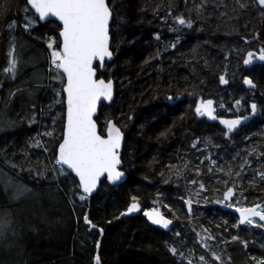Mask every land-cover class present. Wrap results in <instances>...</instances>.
<instances>
[{"label":"trees","instance_id":"1","mask_svg":"<svg viewBox=\"0 0 264 264\" xmlns=\"http://www.w3.org/2000/svg\"><path fill=\"white\" fill-rule=\"evenodd\" d=\"M110 1L115 58L103 70L97 69L100 77L115 80L116 96L113 104L101 106L100 113L119 108L113 118L125 132L126 149L133 145L128 132L136 125L141 135V168L132 180L125 152L127 180L117 186L102 181L95 195L72 206L67 201L81 194L76 177L65 172L56 178L52 168L62 140L65 104L62 84L46 68L47 43L54 38L59 44V38L51 34V24L38 21L25 32V16L33 14L24 11L26 0H0V7L9 8L7 15L0 16V111L18 123L0 135V159L13 165L20 184L35 193L60 188L64 194H56L61 203L42 199L28 207L36 206L53 225L63 219L64 226L59 222L46 227L32 219L31 230L35 228L42 237L39 245H24L19 238L21 249L5 253L0 247V264H96L97 256L100 264H257L264 260V227L258 226L264 222L239 225L234 212L236 207L264 205V64L243 63L247 52L264 47V8L257 0H129L127 28L121 38L118 32L125 17L115 0ZM177 15L191 19L192 26L177 24ZM13 21L15 29L10 30ZM131 26L133 33L143 37V45H122ZM10 47L19 62L15 79L3 71ZM221 75L227 84L220 83ZM244 77H250L254 87L247 88ZM208 98L222 116L250 115L252 103L258 110L247 124L226 136L227 130L218 123L195 114L197 102ZM236 100L241 101L239 107ZM49 132L52 135H45ZM229 187L239 198L217 203ZM133 197L139 210L121 215ZM159 206L173 220L166 229L153 226L143 214ZM85 216L94 231L92 246L81 252L75 239L80 236L78 229L86 228ZM34 231L26 232L29 236ZM198 237L206 239L209 250ZM173 247L176 254L170 251ZM213 253L221 259L217 261Z\"/></svg>","mask_w":264,"mask_h":264},{"label":"snow or ice","instance_id":"2","mask_svg":"<svg viewBox=\"0 0 264 264\" xmlns=\"http://www.w3.org/2000/svg\"><path fill=\"white\" fill-rule=\"evenodd\" d=\"M258 2L264 6V0H258ZM26 5L30 6L34 13L31 16H25L23 25L25 30L34 27L37 21H46L49 17L56 18L62 25L58 33L61 38L58 46L54 38L47 43L48 49L51 50L49 71L54 73L52 79L62 84L67 104L66 122L62 141L57 150L56 163L67 165L78 177V189H81L85 194L80 196V199L83 200L97 188L101 177H106L108 181L115 183L124 175L120 171L122 165L120 149L124 133L111 119L106 121L105 128L98 130L97 122L93 118L97 112L98 103L102 99L111 100L113 97V81L98 79L97 68L94 67V61L100 62L102 66L106 58L110 60L113 56L110 49L112 10L108 0H26ZM202 7L203 5H200L196 8L198 16ZM8 11L9 8L0 7V16L7 15ZM24 11L27 13L29 8L26 7ZM174 19L179 25L191 27L193 24L191 19H186L183 15H177ZM8 28L14 30L15 21L10 22ZM157 39H159L158 34ZM172 47H175V44ZM14 53V47H10L8 65L3 70L5 74H11L12 79L16 77L19 63ZM156 55H159V52ZM254 59L264 61V47L259 49L258 54L253 51L247 52L243 63L249 65L253 63ZM147 62L146 60L145 63ZM219 80L221 84L228 83L224 75H221ZM243 82L254 87L252 79L248 77H244ZM56 94L59 96L60 91H56ZM168 99H172V97H168ZM235 104L239 107L241 101L236 100ZM213 105V100L202 99L196 104L195 114L215 119ZM250 109L251 113L255 114L258 110L257 104L252 103ZM245 119L246 117L243 116L221 119L220 123L227 129L225 135L236 130ZM45 135H52V133H45ZM175 174L179 176V170ZM236 175L239 176V173ZM261 176L264 179V174ZM200 187L203 188V185L201 184ZM233 195L234 189L229 187L223 193L224 199L217 203H224L230 200ZM135 200L136 198L133 197L134 202L128 206L127 213H132L139 208V204ZM186 203L190 205L191 201H186ZM228 207H233V205L229 204ZM236 211L239 213V225H253L255 218L264 222V205L259 203L238 207ZM124 214L126 213H121V215ZM145 215L153 224L162 225L164 228H168L171 223L155 208L145 212ZM85 221L90 223L87 216H85ZM258 226L264 227V223H260ZM209 239L213 238L209 237ZM232 239L237 240L238 237L233 236ZM170 251L176 254L177 249L173 247L170 248ZM212 255L217 261L221 259L215 253ZM95 259L96 264H100L99 257L97 256ZM204 259L203 256L200 257L202 262ZM257 264H264V260L258 261Z\"/></svg>","mask_w":264,"mask_h":264},{"label":"rangeland","instance_id":"3","mask_svg":"<svg viewBox=\"0 0 264 264\" xmlns=\"http://www.w3.org/2000/svg\"><path fill=\"white\" fill-rule=\"evenodd\" d=\"M244 1L249 2L250 0H244ZM111 2L112 1H110V7H111ZM115 2H116V6L118 7L120 13H122V15H121L122 18H123V16L125 17L124 26H122L118 32L119 36L122 38V36L124 35V32H125V28H127L126 15L129 13V9L131 8V4H130L129 0H115ZM257 2H258V0H257ZM40 24H51L50 25L51 34H55L59 38L58 32H59V29L61 26L56 21L52 20V21H49L47 23H40ZM23 25H22V27L24 28ZM128 28H129L128 32H129L130 36H128L126 39H123L122 45L136 46V47H137V45L138 46L143 45L144 44L143 43L144 42L143 37L141 35L138 36L135 33H133L135 27L133 28L131 26ZM24 30H25V28H24ZM28 31H30V29L25 30V32H28ZM59 43H60V38H59ZM57 46H58V44H57ZM50 51L51 50L48 49V47H47V54L48 55H47V64H46L47 67L46 68H47L49 75H52L53 72L49 71ZM97 68H99V66H97ZM97 70H98V76L100 77L101 76L100 70L99 69H97ZM50 79H51V76H50ZM63 97H64V94H63ZM105 106H109V105H105ZM100 112H101V110H100ZM100 112H99V115L97 117V121H98L99 128L103 129L106 127V121L108 119H114L113 118L114 114L117 115L120 112V110H119V108H117V109L114 108V110H110V111L108 110V112H106V111L104 113H100ZM114 112H116V113H114ZM148 113L143 115L141 117V119L146 120L148 118ZM152 115L153 114H150V116H152ZM99 119L102 120V122ZM15 124H16V126L18 125V123H15ZM15 124H13V121H10L6 117V114H4V112L0 111V135L3 132H5L7 130H11L13 127H16ZM134 128H136L135 124L132 126V128L128 132V140L130 141V143L132 142L133 145L126 149V144H124L123 151H122V160H124L123 157H124V153L126 152L128 160L130 162V168H129L130 170H126V171L128 172V174L130 173V175L132 176V180H136V178H138V174L140 173V168H141V163H139V160H138V158L141 155L139 153V149H141V145H140L141 144V135H140L139 131L134 129ZM63 130H64V128H63ZM56 151H57V148H56ZM52 168L54 170L53 172H54V175L56 176V178L59 177L60 175H65L64 173L67 172L60 164H57L56 161L54 163H52ZM19 180H21L20 174H19V172H17V170L15 168H13V165L4 163V161L0 159V192L2 191V196H3V198L2 197L0 198V247H1L2 251H5V253L10 252L11 249L14 252V250H18V249L22 248L21 246H19L18 242H16V240L19 238L23 239L24 245H28V246L34 245V247H35V245H39L42 237L38 236L39 235L38 231H34L35 228L31 230L30 227L32 226V224H31L32 219H38L42 224H44V225L46 224V227H51V226H55V225L57 226L58 225L57 223H59V222H61V223H59V225L64 226V225H62L64 223L63 219L56 220L54 222L55 224L53 225L46 216L45 217L43 216L41 211L38 210L36 208V206L32 207V209L28 208L31 205H36L33 203L37 202V200H42V199L48 200L51 204L52 203H54V204L61 203V199L57 198V196H56L57 193L64 195L62 193V191H60V188H57L58 191L52 190V189H46V190H43L42 192L35 193V191H33L32 189H29L26 185H24V186L21 185ZM81 195L82 194H80L79 196L75 195L74 199L71 201H67V200H69V199H67L68 197L64 196L66 198V199L64 198V200L67 201V203H71L72 206H75V204L76 205L82 204L87 199V197L85 199L81 200L80 199ZM238 198H239V196H236V193L234 192L232 199H234L236 201V199H238ZM227 203H228V201H227ZM6 206H8V207H6ZM11 206H13V207H11ZM154 208L158 209L159 211H163L162 207H160V206L159 207H151L150 209H154ZM64 215L66 216L65 211H64ZM47 221L50 223H47ZM83 225L86 228H85V230H82L80 228L78 229L77 232H78V234H80V236L76 235L77 239H75V243L80 244V245L78 244V246H79V250L81 252H86L87 249H85V248H87V247L89 248L90 245L92 246V244H90L92 241V238L90 236H92L94 229H92L91 226L89 225V223H87L85 220L83 222ZM33 227H35V226H32V228ZM23 231L24 232L34 231V232L31 235L29 234V236H28L27 232L24 233ZM198 239L201 243V246L204 249L209 250L210 245H207V247H205L206 239H204L202 237H198ZM202 256H204V255H202Z\"/></svg>","mask_w":264,"mask_h":264},{"label":"water","instance_id":"4","mask_svg":"<svg viewBox=\"0 0 264 264\" xmlns=\"http://www.w3.org/2000/svg\"><path fill=\"white\" fill-rule=\"evenodd\" d=\"M108 2H109V6H110V0H108ZM261 6H262V5H261ZM28 7L30 8V6H28ZM262 7L264 8V6H262ZM110 8H111V7H110ZM111 10H112V9H111ZM31 11L34 13V10H31ZM52 20H53V21H56L60 26H62V25L58 22V20H56V18H54V17H49L46 21H39V22H40V23H47V22L52 21ZM112 21H113V11H112V18H111V21H110V37H111V40H110V49H111V51L113 52V56H112V58H111L110 60H109L108 58H106L105 61H104L103 64H102V66H101L100 62H98V61H94V67L97 68V66H99L100 70H103V69L105 68V64H106V63H111V62L114 60V58H115V50H114V48L112 47V35H111V24H112ZM58 33H59V32H58ZM59 38H60V37H59ZM60 39H61V38H60ZM256 54H258V53L256 52ZM253 62H254V63H258V64H264V61H260V60H258V59H254ZM97 78H98V79L101 78V77L98 76V70H97ZM248 78H250V77H248ZM103 79L108 80V79H106V78H103ZM250 79H251V78H250ZM111 80L113 81V97H112L111 100H104V99H102L101 102L98 103V105H97V112L94 114V117H93V118L96 120L97 125H98L97 117H98V115H99V112H100V108H101V106L104 105V104H105V105H111V104L114 102V100H115V96H116V82H115L114 79H111ZM245 85H246V84H245ZM246 87L251 88V87L248 86V85H246ZM62 92H63V91H62ZM63 94H64V104H65V120H64V125H65V122H66V112H67V104H66V93L63 92ZM208 99H211V98H208ZM208 99H206V100H208ZM211 100H213V99H211ZM213 101H214V100H213ZM213 106H214V109H215L214 115L216 116V118H215V119H212V118H209L208 116H205L206 119H207V121H208L209 123H213V122L218 123L220 126L226 128L225 125H223V124L220 123V120H221V119H233V118H235L236 116H233V117L218 116V115L216 114V106H215V102H214V105H213ZM253 116H254V114H250V115H247V116H243V117H246V119L242 121L241 125L247 124V123L253 118ZM111 120H113V122L116 123V121H115L114 119H111ZM116 124H117V123H116ZM241 125H239V126H241ZM117 126L120 127L118 124H117ZM239 126H238V127H239ZM120 128H121V127H120ZM98 130H100L99 125H98ZM121 131L124 133V131H123L122 129H121ZM125 139H126V135H125V133H124V137H123L122 144H121V149H120V152H121V160H122V151H123V147H124V144H125ZM61 141H62V140H61ZM58 146H59V145H58ZM57 150H58V147H57ZM56 156H57V151H56ZM60 165H61V166H62V167L68 172V173H70V174H72L74 177H76L75 173L72 172L71 169H69V168L67 167V165H62V164H60ZM123 168H124V167H123V161H122V165L120 166V171H122V172L124 173V175L122 176V178H121L119 181L113 183V182L108 181V180L106 179V177H101V179H100V181H99V183H98L97 188L93 191V193L87 195L86 197L91 198L93 195H95V194L98 192V189H99V187H100L102 181H105L109 186H117V185H121V184H123V183L127 180V178H128V174H127V172H126ZM76 179H77V181H78V183H79V179H78V177H76ZM81 193H82L83 195H85V194L82 192V190H81ZM136 203H137V202H136ZM138 209H139V208H138ZM138 209H137L136 211H133L132 213L137 212ZM147 211H150V210H146L145 212H147ZM234 211H235V213H236V215L238 216V219H239V213L236 211V209H235ZM145 212H144V215H145ZM160 212H161V211H160ZM125 213H126V214H131V213H127V212H125ZM161 213H162V212H161ZM162 214H163V213H162ZM163 215H164V214H163ZM145 216H146V215H145ZM164 216H165V215H164ZM146 218H147V220L150 222V224H152V225H154V226H158V227L164 228L162 225L153 224L152 221H150V220L148 219L147 216H146ZM165 218L171 221V223L169 224V226L172 225L173 220L170 219V218H168L167 216H165ZM169 226H168V227H169Z\"/></svg>","mask_w":264,"mask_h":264},{"label":"flooded vegetation","instance_id":"5","mask_svg":"<svg viewBox=\"0 0 264 264\" xmlns=\"http://www.w3.org/2000/svg\"><path fill=\"white\" fill-rule=\"evenodd\" d=\"M252 65H263V64H258V63H252L249 67H251ZM257 204V203H256ZM259 220L258 218H255V221ZM256 223V222H255Z\"/></svg>","mask_w":264,"mask_h":264}]
</instances>
